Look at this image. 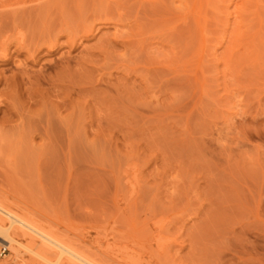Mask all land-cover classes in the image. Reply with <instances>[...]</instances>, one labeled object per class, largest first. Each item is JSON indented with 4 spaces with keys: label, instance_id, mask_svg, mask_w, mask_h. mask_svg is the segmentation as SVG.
I'll list each match as a JSON object with an SVG mask.
<instances>
[{
    "label": "rangeland",
    "instance_id": "rangeland-1",
    "mask_svg": "<svg viewBox=\"0 0 264 264\" xmlns=\"http://www.w3.org/2000/svg\"><path fill=\"white\" fill-rule=\"evenodd\" d=\"M203 1L0 0V192L140 264H264V0Z\"/></svg>",
    "mask_w": 264,
    "mask_h": 264
},
{
    "label": "bare ground",
    "instance_id": "bare-ground-1",
    "mask_svg": "<svg viewBox=\"0 0 264 264\" xmlns=\"http://www.w3.org/2000/svg\"><path fill=\"white\" fill-rule=\"evenodd\" d=\"M198 3L197 13L202 16L198 17L206 19L203 13L205 14V4H208V1L199 0ZM197 23L202 32L203 24L201 26V21ZM48 217L26 203L21 205L11 202L9 193L2 190L0 245L4 246L8 253L0 257V264H12L18 260L24 264H140L136 261L138 258L135 240L125 237L127 233L117 230L119 228L109 227L107 230L103 227V231L102 228L101 232L96 230L95 235L90 238L83 235L82 230L54 223L56 220L51 221V217Z\"/></svg>",
    "mask_w": 264,
    "mask_h": 264
},
{
    "label": "built area",
    "instance_id": "built-area-1",
    "mask_svg": "<svg viewBox=\"0 0 264 264\" xmlns=\"http://www.w3.org/2000/svg\"><path fill=\"white\" fill-rule=\"evenodd\" d=\"M6 251L7 249L4 246L0 245V257L3 256L6 253Z\"/></svg>",
    "mask_w": 264,
    "mask_h": 264
}]
</instances>
